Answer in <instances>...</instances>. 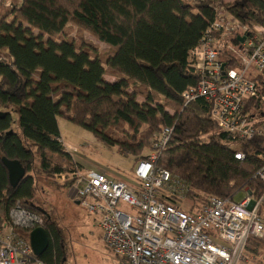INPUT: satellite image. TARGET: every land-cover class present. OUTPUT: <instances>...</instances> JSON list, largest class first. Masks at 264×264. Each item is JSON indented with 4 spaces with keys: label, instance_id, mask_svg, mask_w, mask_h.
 I'll list each match as a JSON object with an SVG mask.
<instances>
[{
    "label": "trees",
    "instance_id": "obj_1",
    "mask_svg": "<svg viewBox=\"0 0 264 264\" xmlns=\"http://www.w3.org/2000/svg\"><path fill=\"white\" fill-rule=\"evenodd\" d=\"M3 6L1 0L0 111L5 116L0 118V220L17 204L43 218L49 246L38 260L67 262L61 229L35 204V174L54 178L77 167L63 144L59 118L139 161L153 151L161 132L172 128L156 167L181 181L184 199L202 205V195L235 199L248 190L263 198L259 214L264 223V182L255 177L264 167V138L232 141L211 119L205 101L185 106L183 99L198 81L190 53L208 28L225 13L243 25L264 28V0H20L6 11ZM72 28L80 43L66 38ZM83 33L107 48L100 50ZM236 34L232 27L215 34L228 65L227 45H239ZM108 73L118 79L107 81ZM5 107L18 113L28 146L12 129V114ZM238 152L245 159H236ZM3 158L19 161L26 170L16 187ZM169 202L179 207L175 199ZM186 211L195 213L193 207ZM262 245L250 239L245 255Z\"/></svg>",
    "mask_w": 264,
    "mask_h": 264
},
{
    "label": "built area",
    "instance_id": "obj_2",
    "mask_svg": "<svg viewBox=\"0 0 264 264\" xmlns=\"http://www.w3.org/2000/svg\"><path fill=\"white\" fill-rule=\"evenodd\" d=\"M226 27L234 28L237 37H245L238 46H227L230 65L216 47L215 34ZM190 62L198 81L184 92L185 106L205 101L211 119L232 141L264 138V28L243 25L232 15L215 21L191 51ZM172 132L165 128L153 143V151L137 163L138 187L94 170L74 173L76 200L98 217L103 243L127 264H252L245 248L250 239H264L259 214L263 198L245 190L241 201L207 196L199 212L184 210L179 200L184 201L185 186L170 171L156 167L158 151L167 145ZM235 158L243 160L245 154L238 152ZM59 177L65 179L64 174ZM255 177L264 182V167ZM169 198L178 201L179 207ZM121 204L133 212L121 210ZM42 224L41 216L19 204L13 207L7 220H0V264H46L37 259L30 240L19 233Z\"/></svg>",
    "mask_w": 264,
    "mask_h": 264
},
{
    "label": "rangeland",
    "instance_id": "obj_3",
    "mask_svg": "<svg viewBox=\"0 0 264 264\" xmlns=\"http://www.w3.org/2000/svg\"><path fill=\"white\" fill-rule=\"evenodd\" d=\"M183 1L186 2V0ZM224 1L234 3L236 0ZM229 16L231 15L225 13L223 19ZM82 35L84 39L98 45L100 50L107 48L89 34L83 33ZM79 36L76 28H72L66 34V38L73 39L77 43L81 41ZM227 46L236 47L231 43ZM117 79L118 77L114 73L106 74V80L109 82H114ZM138 100L142 102L143 98H138ZM158 100L161 101V98H158ZM263 108L264 106L261 107L262 110ZM5 111L12 114V129L19 134L25 145L28 146L19 127L18 113L11 111L10 107H5ZM167 111L174 113L170 108H167ZM58 123L64 145L71 148L67 150V147H65V149L71 154L77 167L74 172L64 173L65 179L59 177V175L49 178L44 174H35V204L41 208L45 216L50 217L61 229L67 250L66 264H127L125 258L117 256L103 243L98 217L88 213L79 204L72 185L68 184L67 181L75 177L74 173H85L94 170L115 181H122L136 188L139 183L135 180L134 169L139 160L121 154L117 147L108 146L98 141L92 133L65 119L59 118ZM30 148L35 151L36 145L31 143ZM148 153L149 151L145 152V155ZM246 194L245 191L240 192L235 196V200H243ZM203 196L202 199L205 200V196ZM183 200L184 210L193 207L194 212L197 213L202 208L199 201ZM120 209L128 213L133 212V209L127 204H121ZM2 218H4V221L7 220L4 215H2ZM32 231H19V233L30 240L29 236ZM263 241L264 239L261 240V242ZM255 251L256 248L249 250V253H247V256L253 260L252 264H264V245L257 250V253H254Z\"/></svg>",
    "mask_w": 264,
    "mask_h": 264
},
{
    "label": "water",
    "instance_id": "obj_4",
    "mask_svg": "<svg viewBox=\"0 0 264 264\" xmlns=\"http://www.w3.org/2000/svg\"><path fill=\"white\" fill-rule=\"evenodd\" d=\"M237 41L243 43L245 37H238ZM225 64L223 65V68ZM5 113L0 111V118L4 117ZM3 164L8 170L9 181L13 187H16L20 181L26 176V170L23 168L19 161L8 160L7 158L2 159ZM30 244L36 257H40L48 249L49 238L46 231L42 227L34 229L29 236Z\"/></svg>",
    "mask_w": 264,
    "mask_h": 264
},
{
    "label": "crops",
    "instance_id": "obj_5",
    "mask_svg": "<svg viewBox=\"0 0 264 264\" xmlns=\"http://www.w3.org/2000/svg\"><path fill=\"white\" fill-rule=\"evenodd\" d=\"M2 1H4V6L2 7L3 11H6L11 5L19 2V0H2ZM62 141H63V138H62ZM136 165L137 164H135V167H136ZM2 222H4V220Z\"/></svg>",
    "mask_w": 264,
    "mask_h": 264
}]
</instances>
